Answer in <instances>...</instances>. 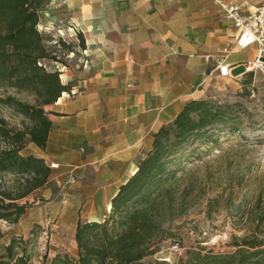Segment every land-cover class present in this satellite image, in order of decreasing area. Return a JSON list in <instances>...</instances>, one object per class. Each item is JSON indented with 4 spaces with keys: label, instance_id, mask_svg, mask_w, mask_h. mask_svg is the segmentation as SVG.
<instances>
[{
    "label": "crops",
    "instance_id": "1",
    "mask_svg": "<svg viewBox=\"0 0 264 264\" xmlns=\"http://www.w3.org/2000/svg\"><path fill=\"white\" fill-rule=\"evenodd\" d=\"M50 8L51 24L86 41L74 47L84 57L78 70L59 68L71 90L45 107L52 127L47 147L36 146L50 167L59 164L55 188L43 190L46 202L37 207L39 224L48 215L59 222L55 260L77 257L79 223L109 216L154 135L187 102L207 98L217 79L240 87L260 45L239 46V29L213 0H52Z\"/></svg>",
    "mask_w": 264,
    "mask_h": 264
},
{
    "label": "trees",
    "instance_id": "2",
    "mask_svg": "<svg viewBox=\"0 0 264 264\" xmlns=\"http://www.w3.org/2000/svg\"><path fill=\"white\" fill-rule=\"evenodd\" d=\"M52 0H0V89H15L32 96L25 101L14 95L0 97V102L17 110L28 121L23 128H10L0 118V171L17 172L32 176L31 185L17 196L2 192L0 201L10 202L5 208L17 207L16 216L25 212V205L16 200L41 190L53 176L52 168L38 155H24L27 143L38 148L47 147L52 121L46 106L56 103L64 92L71 90L61 79L59 70L51 71L42 61L60 62L45 45L39 29L42 12ZM79 46H86L85 37L78 33ZM70 51L71 44L61 40ZM253 71L243 83L252 82ZM232 115L209 98L186 103L170 124L155 135L150 151L140 160L136 173L124 183L112 199L110 215L102 222L86 221L78 225L77 258L65 255L54 262L63 264H144L146 257L158 252L163 240L167 211L175 212L176 187L182 171L192 159L186 147L212 138L219 128L229 127ZM233 130H238L233 123ZM180 204V206H182ZM13 213L0 208V219ZM3 235L0 229V237ZM28 242V241H27ZM22 244V243H21ZM18 241L13 239L4 251L0 248V264H30L27 245L17 252ZM234 251L219 253L211 249L192 250L187 259L177 264H264V237L235 238ZM151 264H169L158 260Z\"/></svg>",
    "mask_w": 264,
    "mask_h": 264
},
{
    "label": "rangeland",
    "instance_id": "3",
    "mask_svg": "<svg viewBox=\"0 0 264 264\" xmlns=\"http://www.w3.org/2000/svg\"><path fill=\"white\" fill-rule=\"evenodd\" d=\"M50 7L51 3L42 12L39 29L45 37L46 47L60 62L50 59L42 62L51 71L59 70L64 64L78 70L76 65L84 57L79 51L72 54L61 42L63 40L81 51L78 35L73 30H66L62 23L51 24L45 14ZM249 78H252L251 83H243L244 79L238 88L218 79L210 85L207 98L224 106L233 120L229 127L217 129L212 138L186 147V155L192 162L186 165L181 180L175 185V212H166V232L157 245L158 252L146 257L144 264L166 257H171L173 264H177L181 259H187L192 250L218 251L213 242L217 233L228 234L221 243L227 252L235 250V238L255 234L264 237V73L253 72ZM7 94L25 101L33 99L30 94L12 88L0 89V97ZM0 118L6 119L10 128H23L24 122L28 121L15 108L1 102ZM233 123H237L238 130L232 129ZM0 145L3 142L0 141ZM23 154L38 155V151L34 144L27 143ZM31 179L29 174L0 171V200L4 191L17 196L31 185ZM47 188L54 189V183L50 181L40 192L15 201L17 205H25V212L20 216L14 214L16 206L5 208L10 202L8 199H5V205L0 201L2 211L13 213L8 219H0L3 233L0 248L4 251L13 239L18 241L16 251L19 253L27 245L30 264H46L48 261L63 264L54 262L51 252L44 254L39 246L43 224L37 222L41 219L37 207L46 202L42 193ZM174 243L181 247L177 252L171 248ZM72 258L75 261L77 257Z\"/></svg>",
    "mask_w": 264,
    "mask_h": 264
},
{
    "label": "built area",
    "instance_id": "4",
    "mask_svg": "<svg viewBox=\"0 0 264 264\" xmlns=\"http://www.w3.org/2000/svg\"><path fill=\"white\" fill-rule=\"evenodd\" d=\"M213 1L221 6L226 18L233 21L235 26L239 29L240 35L237 41L239 46L246 48L255 43L260 45L258 57L254 61L248 63V68L253 72L261 71L264 73V0H262V3L256 9L251 8L255 0H243L241 3L228 0ZM58 167V163H51V168L56 169ZM58 225V221L52 215L47 216L39 241L42 253L48 254L50 252L52 234L53 231L58 228ZM227 238V233H217L214 236L213 242H215L218 247V251L216 252H227L225 247H221V243ZM171 248L175 252L181 249L179 243H174ZM163 260L173 264L171 257L163 258ZM46 264L53 263L52 261H48Z\"/></svg>",
    "mask_w": 264,
    "mask_h": 264
}]
</instances>
